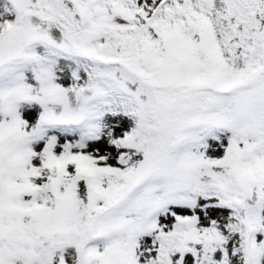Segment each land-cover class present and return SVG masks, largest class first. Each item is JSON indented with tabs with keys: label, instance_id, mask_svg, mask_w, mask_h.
Wrapping results in <instances>:
<instances>
[{
	"label": "snow or ice",
	"instance_id": "obj_1",
	"mask_svg": "<svg viewBox=\"0 0 264 264\" xmlns=\"http://www.w3.org/2000/svg\"><path fill=\"white\" fill-rule=\"evenodd\" d=\"M0 264H264V0H0Z\"/></svg>",
	"mask_w": 264,
	"mask_h": 264
}]
</instances>
